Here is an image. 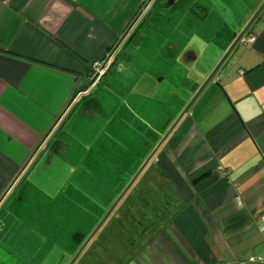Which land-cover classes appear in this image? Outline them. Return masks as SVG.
<instances>
[{
    "label": "crops",
    "instance_id": "obj_1",
    "mask_svg": "<svg viewBox=\"0 0 264 264\" xmlns=\"http://www.w3.org/2000/svg\"><path fill=\"white\" fill-rule=\"evenodd\" d=\"M153 1L0 0V209L91 92V63ZM197 1L180 23L188 36L162 51L188 72L189 96L175 92L180 80L162 86L159 76L172 72L161 61L129 79L113 75L116 60L101 81L111 92L106 117L68 122L77 139L68 155L79 162L55 159L44 182L4 211L12 230L5 244L18 263L64 264L137 189L144 214L136 215L151 226L128 237L131 256L114 255L119 264H264V0ZM243 33L257 40L231 47ZM97 233L74 264L103 261L93 250Z\"/></svg>",
    "mask_w": 264,
    "mask_h": 264
},
{
    "label": "water",
    "instance_id": "obj_2",
    "mask_svg": "<svg viewBox=\"0 0 264 264\" xmlns=\"http://www.w3.org/2000/svg\"><path fill=\"white\" fill-rule=\"evenodd\" d=\"M198 2L197 0H154L153 4L151 5L150 9L146 12L144 17L140 20V23L135 27L133 32L131 33V38L129 39V42L125 43L118 55L116 67L114 68L113 75L117 78L122 75H127L130 79L132 76H136L137 72L140 71V73L147 74L149 70V67L151 66V62L154 63L155 60L161 61L164 63V69L166 68L170 70L172 73L167 75H161L159 76V80L162 84V86L166 87V90L171 88L173 86V82L175 79L179 83H177L175 87V92L180 95L181 97L186 96L188 97L192 88L194 87L193 81L189 82L190 79H188L187 75L188 72H186V69L184 67L178 66L176 63H170L166 60V54L164 53L168 51L173 44H177L180 40L172 39L174 35L173 28L180 27V23L183 20V18L186 16V13L188 10L193 6L194 3ZM151 26L153 27L152 30L158 31L156 34L154 33L153 36L149 39L150 41L147 43L146 49L141 52V54L135 52L134 45L137 39L139 40L141 35L146 31L143 30V27ZM181 37H179L180 39ZM135 39V40H134ZM182 41V40H181ZM238 39L232 44L231 47H234L237 44ZM162 51L164 52L162 54ZM226 58V55L221 59V64L224 62V59ZM183 60L184 65L188 66L191 65V71L190 74L194 75L193 72V62L192 60L187 61L185 56L180 57V61ZM166 61V62H165ZM198 62V61H196ZM178 66V67H177ZM166 67V68H165ZM215 73H213L214 75ZM210 76V79L212 76ZM190 83V85H189ZM169 87V88H168ZM107 93H111L109 90H106L105 87L101 85V83H97L93 88H91V92L84 94L77 100V104L72 108L70 113L68 114V117L60 124L58 131L55 133V135L50 139L51 141L49 144H47L44 149L42 150L40 156L37 158L36 162L33 164L31 169L26 173L24 179L13 189L12 193L9 195V197L6 199L7 201L3 205V207L0 209V230L5 232L6 230L9 231V235L11 236L12 230L9 227H6V221H4V218L2 216L4 215L8 217V219H11V216L8 212H4L9 208V204L12 202V200H19L22 202L24 200L23 198V192L25 189H27L28 186L35 185L41 181L43 176H46L47 173H51L52 167L54 166L53 162L55 159L63 161L64 163L69 162V164L74 167V162H79V158L81 156H74L69 157L68 155V148L69 144L73 141L77 140L75 138V135L73 133V127L72 122L68 125V122L73 119V122H76V117L83 118L84 116H94L96 117H106V96ZM199 93V92H198ZM137 95V93H135ZM197 95V94H196ZM196 95L194 97H196ZM115 97V95H114ZM175 97V96H173ZM178 98V97H177ZM179 99V98H178ZM181 99V98H180ZM179 99V100H180ZM114 102V98L111 100ZM191 104H189L184 110V113L180 115V118L177 120L180 121L181 117L188 111ZM176 122V123H177ZM72 129V132H71ZM67 157L69 160H67ZM143 169H141L137 175H135V178L128 184L129 186L123 190V193L118 197L117 201L114 203L112 208L110 209V213L107 214L105 218H107L115 208V206L124 198V195L127 193L129 188L134 184L135 180L140 176ZM45 174V175H44ZM42 176V177H41ZM125 175H122V178ZM7 220V221H9ZM105 220L102 222L104 223ZM101 226V225H100ZM96 231H94L89 237V239L86 241V243L82 246V248L78 251V253L75 255L73 261L70 264H74L78 258V256L82 253V251L86 248V245L89 243V241L93 238ZM9 237V236H6ZM76 237L79 238L77 235ZM5 238V237H4ZM4 248H7L8 251H10L11 258L10 261L15 259L16 262L22 261L20 257H18L11 248L5 244ZM8 259V258H7ZM20 264V263H19Z\"/></svg>",
    "mask_w": 264,
    "mask_h": 264
},
{
    "label": "rangeland",
    "instance_id": "obj_3",
    "mask_svg": "<svg viewBox=\"0 0 264 264\" xmlns=\"http://www.w3.org/2000/svg\"><path fill=\"white\" fill-rule=\"evenodd\" d=\"M143 28L144 29H142V31L143 30H146V31L141 35L139 40L137 39V41L135 42V45H134L135 52H137L139 54H141V52H143L146 49L147 43L150 41L149 39L151 38V36H153L154 33L156 34L158 32V31L156 32V31L152 30L153 27H151V26L145 25ZM173 30H174L173 31L174 35H173L172 39L178 38L183 34L187 35L186 33H189L188 31H190V29L186 30L182 26H180V27L176 26L175 28H173ZM101 155H103V154H101ZM147 176L152 181H154V178H155V180H157L156 173L154 171L150 175H147ZM103 177L106 178L107 176L103 175ZM142 178L143 177L140 176L137 183H139ZM137 183H135V184H137ZM129 184H130V182H129ZM89 187L91 190L92 187L91 186H89ZM10 188H12V186ZM89 194H90L89 195L90 197L92 194L91 198H93V195H95V193H93L92 191ZM119 196L120 195H118V197ZM139 196H140V193L138 192L137 189H136V193H135V195H133V197L128 194L129 198H124L125 200L120 202V204L116 207V209H114L115 211H113V213H112V216H111L112 218H110L107 221L105 227L103 228V226H102L101 229L99 231H97L98 233L96 232L97 233L96 234L97 239H96V242H94L95 245L93 246L94 247L93 250L97 251L99 253L98 258L105 262V263H103V261H100L97 264H102V263L106 264V258L108 259V264H119L121 261H124L126 259L127 255H130L129 254L130 251H126V249H128L129 247L124 246L126 244L128 237L130 235H132V237H130L128 240L134 242L133 236L136 235L140 231V228H144V227L149 228L151 226L150 220L149 221L144 220V219L142 220V217L139 216L140 214H142V215L144 214V209H143L144 205H142L144 203H143V201L140 200L141 198ZM116 201L117 200H115V202ZM110 209H111V207H110ZM110 209H108L106 214L110 213V211H111ZM137 213L139 215H136ZM151 213H153V210L151 211ZM105 215L103 217H105ZM135 215L138 217L137 219H136ZM116 217H117V219L114 220V218H116ZM103 219L104 218H101L99 224L102 223L101 221ZM138 220L140 222H143L144 225L145 224L146 225L145 226L141 225L138 222ZM110 221L112 223H110ZM98 226H100V225H98ZM98 226L93 230V232L98 229ZM106 228H107V230L104 231ZM103 232L105 234H109L111 238L104 236ZM9 233L10 232L7 230L5 232L0 230V264H19L18 262L15 261V259L10 261V258H11L10 251H8L7 248H4L5 243H6L5 242L6 240L4 239V237L6 235H9ZM91 234H89V235L92 236ZM127 244L130 245L132 243L127 242ZM105 248L108 249V252L110 250V252L108 254L105 253ZM114 255L116 256V258L122 257L123 259L119 262L114 258ZM73 259H74L73 256L71 258L66 257L64 259L65 260L64 264H66V262H69L68 264H70L73 261Z\"/></svg>",
    "mask_w": 264,
    "mask_h": 264
},
{
    "label": "built area",
    "instance_id": "obj_4",
    "mask_svg": "<svg viewBox=\"0 0 264 264\" xmlns=\"http://www.w3.org/2000/svg\"><path fill=\"white\" fill-rule=\"evenodd\" d=\"M149 9H150V5L147 6L140 13L139 18L130 27V29L124 35V37L121 40H119V42L115 44L103 58L95 59L91 63L92 67H91V73L89 77L90 78V85H89L90 88H93L97 83H101L106 73L114 66L113 64L119 55V51L121 47L126 43V39L128 38L129 34L133 32L135 27L140 23V20L144 17V15ZM256 40H257V36L255 34L243 33L241 37L239 38L238 42L245 45L246 47H250L254 44ZM250 260H253V257H251ZM240 264H244V262H241Z\"/></svg>",
    "mask_w": 264,
    "mask_h": 264
},
{
    "label": "flooded vegetation",
    "instance_id": "obj_5",
    "mask_svg": "<svg viewBox=\"0 0 264 264\" xmlns=\"http://www.w3.org/2000/svg\"><path fill=\"white\" fill-rule=\"evenodd\" d=\"M130 38H131V33L129 34L128 38L126 39V43L129 42Z\"/></svg>",
    "mask_w": 264,
    "mask_h": 264
},
{
    "label": "trees",
    "instance_id": "obj_6",
    "mask_svg": "<svg viewBox=\"0 0 264 264\" xmlns=\"http://www.w3.org/2000/svg\"><path fill=\"white\" fill-rule=\"evenodd\" d=\"M202 18H205V16H202Z\"/></svg>",
    "mask_w": 264,
    "mask_h": 264
},
{
    "label": "clouds",
    "instance_id": "obj_7",
    "mask_svg": "<svg viewBox=\"0 0 264 264\" xmlns=\"http://www.w3.org/2000/svg\"><path fill=\"white\" fill-rule=\"evenodd\" d=\"M118 58V57H117ZM117 60V59H116ZM114 65V64H113Z\"/></svg>",
    "mask_w": 264,
    "mask_h": 264
}]
</instances>
